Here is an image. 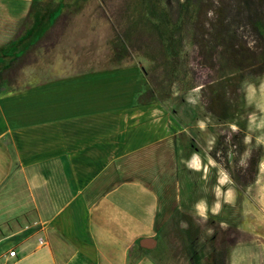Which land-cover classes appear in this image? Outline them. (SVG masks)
<instances>
[{"label":"crops","instance_id":"1","mask_svg":"<svg viewBox=\"0 0 264 264\" xmlns=\"http://www.w3.org/2000/svg\"><path fill=\"white\" fill-rule=\"evenodd\" d=\"M34 1L0 0V67L37 33L22 31ZM91 20L100 25L92 43L75 37L69 17L10 83L0 79V240L8 242L0 264H201L207 255L197 254L199 235L186 231L197 234L198 224L216 218L217 199L225 206L214 189L235 187L220 185L217 175L207 192V174L222 172L203 150L202 158L176 156V138L185 144L188 136L160 119L155 104L135 103L142 76L110 60L107 22L93 13L80 21ZM158 161L172 182L180 166L179 181L206 195L169 201ZM201 200L207 220L195 208Z\"/></svg>","mask_w":264,"mask_h":264},{"label":"rangeland","instance_id":"2","mask_svg":"<svg viewBox=\"0 0 264 264\" xmlns=\"http://www.w3.org/2000/svg\"><path fill=\"white\" fill-rule=\"evenodd\" d=\"M132 2L133 0H35L22 31H29L35 27L37 33L26 36L31 43L21 55L10 58L4 67H0V75L7 77L0 79L10 83L15 68L30 59L34 47H45L56 41L69 17H72L73 34L75 37L83 38V45L92 43L99 37L96 28L100 30V25L95 26L94 20L87 22L80 20L84 15L92 13L103 17L108 26L106 41L110 48V60L120 59L135 66L143 79L145 95L142 100L149 99L147 104H155L158 107L160 119L165 115L168 120L175 122L177 129H183L188 136L189 142L185 144L176 138V156L184 158L188 152H197L198 157L202 158L198 151L203 150L206 155L214 145L216 133L222 131L234 133L231 136L234 145L226 149L230 172L234 164L243 165L249 149L256 147L261 149L254 181L240 190L232 188L235 189L231 190L234 194L232 202L227 204L222 202L225 206L216 214L214 220L208 219L207 224H198L195 230L197 234L192 231L188 233L190 230L188 229L186 235H199L197 240L200 241V246L196 247L197 254L199 257L207 255L201 264H264V75L256 76L247 70L224 67L211 86L223 97L226 118L221 121L211 117L204 112L199 101V87L189 89L190 83L185 72L187 63L180 61L170 66L166 57L158 56L159 53L156 51L158 48L153 42V55L150 61L142 53L125 48L123 42L119 41L120 35L128 25L127 22L136 17V14L130 11ZM104 12L111 14V19L116 25L115 33L111 31ZM112 44L118 48L119 53L124 50L118 59H112ZM179 46L183 50V38ZM233 127L237 130L233 131ZM238 135L241 137L240 140H237ZM162 165L163 163L158 161L157 178L171 187L170 191L163 194L169 201H177L183 196H189L187 200L192 199L198 193L206 195L205 189L201 192L198 191L199 188L186 187L179 181L180 166L176 167V175L172 182L164 173L165 168ZM213 171H215L213 175L208 173L206 177L208 193H211V184L214 183L215 177L221 175L216 170ZM173 184L176 185L175 190ZM219 192V198L224 200L227 192L223 193L220 189ZM214 194L216 195V189ZM205 226L208 235L206 238L203 232ZM163 234L166 235V228L158 235ZM247 235L255 236L250 241ZM7 243L0 240V261ZM158 249L159 245H156L153 251L156 252Z\"/></svg>","mask_w":264,"mask_h":264},{"label":"trees","instance_id":"3","mask_svg":"<svg viewBox=\"0 0 264 264\" xmlns=\"http://www.w3.org/2000/svg\"><path fill=\"white\" fill-rule=\"evenodd\" d=\"M130 11L136 17L127 22L119 41L150 61L155 44L158 56L166 57L170 66L180 61L187 63L189 89L199 87L204 112L217 120L226 118V106L211 84L224 67L264 75V0H133ZM104 14L115 33L111 14ZM181 38L183 50L179 46ZM111 49L112 59L120 58L124 52L119 53L114 44ZM144 95L145 90L135 103L147 104L149 99L143 101ZM233 135L217 132L206 156L240 190L254 181L261 149H249L243 165L234 164L230 172L226 149L234 145Z\"/></svg>","mask_w":264,"mask_h":264},{"label":"clouds","instance_id":"4","mask_svg":"<svg viewBox=\"0 0 264 264\" xmlns=\"http://www.w3.org/2000/svg\"><path fill=\"white\" fill-rule=\"evenodd\" d=\"M200 126H201V128H203V124H201ZM236 130L237 129L235 127H233V131H236ZM246 142H248L247 138H246ZM209 163L212 164V161L210 159H209ZM190 167H194V168H196L198 170L199 167H200L199 160L193 158V162L190 165ZM205 171H207V169H205ZM226 182H228L227 176H225V175H223V173H221L218 183L220 185H223ZM216 195L219 198V196H220L219 187H217V189H216ZM233 196H234L233 192L231 190H229L225 194L224 202L225 203H231ZM195 208H196L197 214L202 219L207 220L208 217L206 215V211H208V210L206 209L205 202L203 200H201L199 203H197L195 205ZM220 210H221V205H220L219 199H217V202L213 205V208H212L211 211H212L213 215H216V214H218L220 212Z\"/></svg>","mask_w":264,"mask_h":264}]
</instances>
